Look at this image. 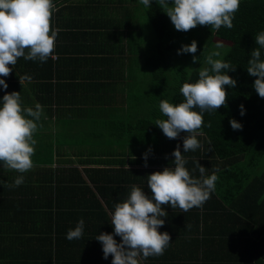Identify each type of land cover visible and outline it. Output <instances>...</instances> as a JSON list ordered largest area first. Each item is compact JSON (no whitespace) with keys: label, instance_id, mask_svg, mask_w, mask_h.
Wrapping results in <instances>:
<instances>
[{"label":"trees","instance_id":"1","mask_svg":"<svg viewBox=\"0 0 264 264\" xmlns=\"http://www.w3.org/2000/svg\"><path fill=\"white\" fill-rule=\"evenodd\" d=\"M69 1L54 0L51 27L59 28ZM155 1L146 8L139 0H107L110 7H123L128 17L131 7L137 4L159 39V52L139 69L142 73L138 86L132 87L127 99L133 109H138L136 121L133 115L136 124L132 141L121 128L108 127V133L127 136L128 142L118 145L124 152L117 151L119 157L107 159L106 168H86L87 178L76 167L60 173L53 151L49 153L52 145L45 142L41 147L47 154L34 153V166L23 174L22 185L12 186L20 173L2 168L0 264H111L112 256L104 259L102 245L95 237L113 231L110 222L114 206L126 198L133 185L150 194L148 175L171 166L172 152L178 145L183 152L182 137L186 133L169 139L155 124L157 119L166 118L159 104L165 99L173 103L184 99L180 94L182 84L196 81L199 71L210 67L207 56L213 51L216 38V42L231 45L227 53L221 51L223 59L236 66L228 74L237 83L234 88L225 86V105L204 114V126L197 137L201 147L182 153L189 170L196 167V161L206 168L207 175L219 170L216 190L202 207L188 212L163 205L168 216L160 231H167L172 242L163 255L143 259L141 264H264V98L257 94L253 87L256 77L250 76L246 68L252 49L258 47L255 35L264 30V0H241L231 29L197 25L186 32L176 30ZM115 14L118 18L119 13ZM144 20L147 21L145 17ZM64 34L59 31L57 40ZM195 38L202 42L194 54L199 60L193 63V54L185 53L179 57L180 64L174 66L172 55L167 58L165 50L180 49L182 42ZM54 53L58 54L56 61L52 55L44 63L27 60V64L23 58L17 61L18 66L23 64L21 69L27 75L32 71L27 67L33 65V79L42 80L39 87L48 88V92L53 91L52 78H61L60 70L57 71L64 58L60 44L55 45ZM3 90L0 87V96ZM241 104L245 109L243 116ZM230 119L240 122L242 129L233 130ZM126 155L133 158L128 160ZM195 175L199 176L198 169ZM81 218L85 221L82 238L69 241L67 231ZM115 239L119 242L120 237Z\"/></svg>","mask_w":264,"mask_h":264},{"label":"clouds","instance_id":"2","mask_svg":"<svg viewBox=\"0 0 264 264\" xmlns=\"http://www.w3.org/2000/svg\"><path fill=\"white\" fill-rule=\"evenodd\" d=\"M139 3L151 8L152 0H139ZM156 3L169 16L176 30L186 32L197 25L231 29L241 0H156ZM55 10L54 0H0V87L8 88L4 78L12 70L9 65L14 67L18 58L44 63L53 54L59 32L51 27ZM255 42L258 47L252 49L246 68L250 76L256 77L253 87L264 98V30L255 35ZM197 47V41L193 40L182 45L177 54H193L195 63L199 60L194 55ZM223 48L224 44L217 42L207 56L206 63L210 67H203L196 81L182 84V101L161 100L159 109L166 118L157 119L155 124L169 139L186 133L182 137L183 152L178 145L172 152L173 164L148 175L150 194L133 185L126 198L115 204L110 222L113 231L101 232L95 237L102 245L104 259L112 256L111 264H141L143 259L163 255L172 239L167 231H160L168 216L162 206L170 205L183 213L188 212L202 207L215 192L219 170L207 175L199 161L189 170L182 153L201 147L197 137L204 126V114L225 105V86L234 88L237 83L228 74L229 70L235 71L236 66L223 59ZM31 79L27 74L20 77V81ZM239 107L243 116L244 106ZM42 113L39 103L34 107L24 106L20 91L5 92L0 97V166L21 174L15 178L13 187L22 185L23 174L34 166L32 156L37 145L34 133ZM229 123L233 130L242 129V124L235 119H230ZM197 169L199 176L195 175ZM84 228L85 221L81 218L67 231L66 239L82 238ZM116 236L120 237L119 242Z\"/></svg>","mask_w":264,"mask_h":264},{"label":"crops","instance_id":"3","mask_svg":"<svg viewBox=\"0 0 264 264\" xmlns=\"http://www.w3.org/2000/svg\"><path fill=\"white\" fill-rule=\"evenodd\" d=\"M67 5L58 28L65 34L55 41V45H61L64 58L57 70L61 78L51 80L53 91L39 87L42 80L33 79V65L27 67L32 70L28 71L32 79L20 81L25 75L23 64L16 63L14 67L9 65L11 76L4 78L9 86L0 97L5 92L20 91L24 106L41 104L43 113L34 133V153L47 154L41 144L48 143L60 173L76 167L87 178L86 168H106L107 159L119 157L116 152L121 151L120 142H128L125 135L108 133V127L121 128L132 141L136 124L133 115L136 121L138 109H133L127 99L132 87L138 86L142 73L139 69L145 66L137 57L134 42H143L144 46L145 42L154 41L146 27L136 25L143 16L137 4L131 7L129 17L123 7H110L107 0H71ZM115 13H119L118 18ZM57 55L52 54L54 61ZM22 62L28 64L24 58ZM96 159L104 161L96 163Z\"/></svg>","mask_w":264,"mask_h":264},{"label":"rangeland","instance_id":"4","mask_svg":"<svg viewBox=\"0 0 264 264\" xmlns=\"http://www.w3.org/2000/svg\"><path fill=\"white\" fill-rule=\"evenodd\" d=\"M155 5H157V4L155 3ZM138 9H139L140 13L143 12V9L141 7H138ZM144 17L147 19V21L146 20L144 21ZM139 22H141L142 24H144L146 26L151 38L154 41V42H145L144 46H143V42H134L137 45L136 46V51H137L138 59L140 61H143V62L147 63V60H148L149 57L153 58V57H155L156 53L159 52V48L157 47L158 44H159V39H158V37H157V35H156V33H155L150 21H149V19L146 16H142L140 18V20L139 19L136 20V25L139 24V26H141V24ZM188 36H189V33H187V37ZM216 39L213 41L214 45L217 43ZM194 40L197 41V45H198L197 48H201L202 47V42H198V40L196 38ZM191 41H193V40H190L188 42H182V43L184 45H187V44L191 43ZM217 41H221V40L218 39ZM222 43L224 44V48L223 49L226 51L225 53H227V51H228L227 49H229L231 45H228L229 43L228 44H226L224 42H222ZM166 44H167V42H166ZM214 45L212 44V48H214ZM177 50H178L177 48H175L172 51L169 48H167L165 50L167 52L166 53V57L167 58L170 59V55H172L171 60H172V63H173L174 66L179 65L180 61L182 60V58L180 60L179 57L181 56V54H177ZM182 56H183V54H182Z\"/></svg>","mask_w":264,"mask_h":264}]
</instances>
